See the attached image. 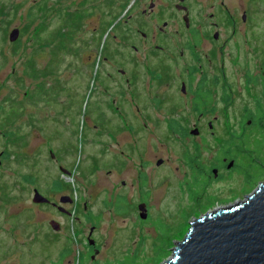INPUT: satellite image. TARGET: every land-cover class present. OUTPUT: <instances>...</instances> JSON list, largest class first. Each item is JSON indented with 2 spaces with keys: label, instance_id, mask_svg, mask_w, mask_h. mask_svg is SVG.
<instances>
[{
  "label": "rangeland",
  "instance_id": "obj_1",
  "mask_svg": "<svg viewBox=\"0 0 264 264\" xmlns=\"http://www.w3.org/2000/svg\"><path fill=\"white\" fill-rule=\"evenodd\" d=\"M16 1L20 0H0V118L3 111L12 115L9 127H0V150L6 147L11 151L4 159V167L0 168V264H62L64 261V264H88V254L81 251L79 247L84 243L81 236L89 233L92 223L97 224L95 234L100 236L98 239L101 244V264H163L172 255L175 243L183 240L187 235L191 221L201 215L200 212L198 214L195 212L200 209L204 210L213 202L219 204L220 201H210L205 197L194 198V203L181 212L182 224L179 227L176 226L180 219L175 205L181 201L177 178H181V174L178 172L171 174V181L162 183V171L158 172L159 168L155 165V161L161 156H173V159L178 160L176 156H181L183 151L189 148L191 138L181 139L167 128V125L153 127L154 120L159 115V109L153 107L150 110L152 127L150 130L151 147L148 155L145 154L146 150L133 151V154L128 151L126 152L128 159L124 160L123 171L121 167L114 166L116 154H120V150L128 145L127 141L134 139L141 146H146V128L141 129L140 126L135 125L136 128L132 132L123 127L127 130L125 133L118 134L119 137L117 135L114 137L111 129L105 132L97 144L88 148L97 151L93 157L98 159V162L97 169L84 176V169L92 171L90 165L95 162L91 161L90 157L86 161V139L91 127L88 125L84 127V115L87 110L88 115L91 112L90 109L94 103V95H91L93 82L96 76L102 74L101 70L110 57L109 49L114 38L109 28L95 44H92L93 47L99 46V50L98 58L97 55L95 56L97 60L94 68L92 69L93 63H87L85 68V75L91 78L90 88L84 96L79 91L71 98L70 103L73 104L69 111L71 125L68 132H64L61 125H54L46 139L42 122L46 123L50 120L51 115L47 116L52 107L49 104L42 107L36 106L40 125L38 124L36 128L32 127L30 124L32 119L29 118L30 113H33L32 106L26 99L25 93V91H31L33 84L30 69L34 64L36 70L34 82L39 90L46 83L59 78L65 80L64 75L80 73L81 67L74 65L78 58L75 57L73 60L74 54H72L73 63L69 64L70 55H66L64 50L71 47V52L74 50L82 61L87 57V55L85 57L82 55L83 52L79 50V45L75 44L82 40V36L79 39V32H83L79 30L80 0H36V2L35 0H23L18 5L19 7L12 8ZM50 5L56 10H54L56 17H58L57 8L61 5L69 6L72 12L77 13L75 15L69 13V25L71 26L69 35L66 30L68 25L65 23L50 29V20L52 21L53 18ZM253 16L247 25V30L250 33L254 32L251 34L252 39L248 32L246 39L244 40L243 37L241 40L239 48H236L237 39L234 38L223 53L219 56L215 53L219 58L224 57L222 68L226 74V80L222 78L214 87L215 103H212L216 110L199 117L193 113L183 114L189 118L186 122L190 131L195 126L197 119L195 117H202L201 131H204V136L210 139L205 145L210 147L219 146L220 141L217 136L227 137L229 129L225 126V122L237 121L244 112L245 116L246 113H254L252 118L257 124L254 129L249 130L245 146L246 149L252 151L243 155L241 152H236L237 155H241L239 158L241 166L252 168L253 178L246 185V195L240 193L238 199H245L261 181H264V0H258ZM93 25L94 23L90 24L91 27ZM241 26L244 28L242 22ZM14 28L21 29L17 40L21 39L16 43L10 40V34ZM84 31L91 34L90 31ZM227 33L231 35V32ZM202 47L207 50L208 45L204 43ZM174 50L179 52L180 47L174 46ZM50 51L53 56L49 61ZM55 51L64 52V56L62 54L64 62L60 65L56 64L60 57ZM7 59L9 60L5 63ZM2 63L5 64L1 65ZM180 64L184 65L183 62ZM113 66L118 67L117 64ZM171 68L172 65L169 63L158 62L151 66V76L156 80L162 79L169 82L172 75ZM15 69L16 72H13ZM214 72L222 76L220 68H215ZM224 85L230 86L227 87L231 93L230 104L221 101ZM140 88L143 93L144 85H140ZM152 94H156V90H152ZM199 95L201 99L212 101L211 95L204 91H201ZM164 96L172 101L176 98L171 90H167ZM19 105L21 109L23 105V110L15 115V109L17 110ZM107 111L113 110L107 109ZM200 111L202 110H198ZM77 112L81 113L80 117L73 116ZM141 113L132 107L122 114H125L130 122L133 120L135 124H138L143 119ZM110 115L111 113H102L104 119L100 118L104 122L107 121L112 128ZM131 117L135 118L131 119ZM1 120L5 121V118ZM209 120L217 121L215 128L208 126ZM249 120L246 119L247 128L251 127ZM123 121L126 122L124 118ZM187 124L185 126H188ZM215 129L218 133L211 134L210 131H215ZM12 130L16 132L15 135L10 136L5 132ZM117 138H120L122 145L115 144ZM134 141L133 145L137 148ZM60 142L64 146L67 145L68 150H66L65 160L56 161L48 157L45 151L49 146L53 147V144ZM31 144L37 145V148L32 149ZM112 147L115 151L114 155L112 152L106 156L102 155L104 149L109 151ZM128 147L132 149L130 145ZM52 149L58 153L56 147ZM143 159L149 162L154 160V164L151 162L150 165H143ZM33 162L36 166L32 171ZM59 163L66 164L73 176H63L62 172L60 174ZM144 169H149V181L145 184V188L142 187L140 176ZM110 170L112 171L109 172ZM21 172L23 175H29L27 181L20 176ZM81 175L82 177H79ZM240 178L242 177L235 174L228 182L221 183L220 186L215 184L210 187V190L226 189L230 184L237 185ZM35 180L36 183L32 184ZM58 180L71 186L74 203L70 210L73 214L77 211V215L83 218V211L79 212V209H83L86 204L88 211H92L97 219L96 222L78 221L76 217L73 218V215H63L58 209L44 204L36 206V203L42 202L33 200L34 186L45 196L56 197L57 201L64 205L60 199L62 196L69 195L70 190L68 191L65 187L55 192L61 187ZM122 181H126L125 184H122ZM196 181L199 183L205 181L204 175L198 171L193 173L188 186L194 185ZM252 185L253 188L250 191L249 188ZM143 189H148V191L142 192ZM189 191L196 196L201 194L199 188ZM141 192L142 201L148 205L146 219L141 218V210L137 205L141 200ZM238 202L234 201L229 205ZM114 203L118 208L116 205L114 207ZM35 209L37 212L34 214ZM12 212H16V215L20 214L16 220L12 217ZM195 214L196 216L191 218ZM52 219L58 220L64 228L55 230L51 226ZM15 233L17 235L14 236ZM164 255V258L154 263L155 257ZM106 260H111V262H105Z\"/></svg>",
  "mask_w": 264,
  "mask_h": 264
},
{
  "label": "flooded vegetation",
  "instance_id": "obj_2",
  "mask_svg": "<svg viewBox=\"0 0 264 264\" xmlns=\"http://www.w3.org/2000/svg\"><path fill=\"white\" fill-rule=\"evenodd\" d=\"M22 1L23 0L14 2L12 8L19 7L18 5ZM34 2H36V0ZM257 2L258 0H80L79 30L83 32H79V39L82 36V40L75 44L79 45V50L83 52L82 55H84V57L87 55V57L82 61L74 50L71 52V47L65 48V54L68 56L70 55L68 60L69 64L73 63L71 59L72 54H74L73 60L75 57L79 59L74 62V65L77 64L81 67L80 73L75 75H64L66 77L65 80L59 78L50 83H46L41 90L37 88V84L34 82L36 70L33 64L30 69L33 81L32 88L29 92L25 91L26 99L29 100V104L32 106L33 111L29 116V118L32 119L30 120V124L34 128L39 124L36 106L40 105L42 107L43 105L49 104L52 110L47 117L51 115V118L46 123L42 122V129L46 139L48 135H50L49 131L51 127L54 125H61L62 130L68 132L71 125V113H69V111L73 104L70 103V100L73 95L79 91L84 96L91 85V78L89 75H85V68L87 67V63H93L92 69L94 68L99 50V46L93 47L92 44H95L102 34L110 28V34L114 38L109 49L110 57L102 67V74H99L94 79L92 86L93 91L91 92V95H94V103L90 109V114H87V110L84 115V127L85 125L91 127L86 139V161L88 157L91 158V161H95L90 165V170L92 171H85L86 169H84V176L88 172L91 173L97 169L98 159L93 157L94 153L97 151H92L88 148L91 145L97 144L105 132L111 129L112 133H114V137L116 135L119 137L118 134L125 133L127 129L133 132V129L136 128L135 125L140 126L141 129L146 128V146H141L134 141V139L127 141L132 149H129L128 145L121 149L120 154H116L114 166L121 167L123 171V163L124 160L128 159L126 154L128 151L133 154V151L146 150L145 154L148 155L151 147L150 130L152 127L150 110H152L153 107H157L159 109V115L154 120L153 127L167 125V128L181 137V139L191 138L189 148L185 149L181 156H176L178 160L173 159V156H161L155 161V165L161 169H158V172L162 171V183L170 182L172 177L171 174H175L176 172L181 174V178H177L178 193L181 197V201L175 205L178 218L180 219V221L176 223V226L179 227L182 224L183 217L181 212L188 205L194 203V198L205 197L210 201L220 200L219 204L213 202L205 208L206 210L200 209L195 212L196 214L200 212L201 215L209 211L207 209L211 208L213 210L218 207L227 206L234 201L238 202L244 200V198L238 199L240 198L239 195L240 193H245L246 195V185L252 180L253 175L252 168H243L239 163V158L241 155L252 151L245 148L246 137L249 130L254 129L257 123L254 122L252 118L248 121L251 123V127L247 128L244 112L237 121L233 123H224L229 129L228 135L226 134L227 137L217 136V139L220 141L219 146L213 145L206 147V142L210 139L204 136V131H201L203 126L201 121L202 117H198L206 113H213L216 110V107L213 105V103H215V99L213 98L214 87L222 78L226 80L225 70L222 68L224 57L219 58L215 53L218 56L223 53V50L230 46L234 38L237 39L236 48H239L241 40L243 37L245 40L246 34L249 32V30H247V25L251 18L254 17L253 14ZM50 7V11L53 10L51 15L53 18L52 21L50 20V29L61 23H65L68 25L66 30L69 35V30L71 28L69 25V13H72V15L77 13L74 11L72 12L69 6L61 5L57 8L58 17H56V10L52 9L53 6L50 5ZM241 22L244 28L241 26ZM92 23H94V25L91 27L90 24ZM84 30L90 31L91 34H87ZM227 32H231V35ZM253 33L254 32L250 33V38ZM19 40L14 42L16 43ZM171 42H173V44H171ZM204 43L208 45L207 50L202 47ZM174 46L180 47V51H175ZM63 51H55L60 57V60L56 62V64L60 65L64 62L62 57V54L64 56ZM49 55L50 61L53 53L50 51ZM96 55L97 58L95 59ZM8 60L9 59L5 60V63H7ZM158 62H166L172 65L170 69L172 75L170 76L171 80L169 82L162 79L156 80V78L151 76V66ZM181 62L184 63L183 66L180 64ZM114 64H117L118 67H114ZM215 68L221 69L222 76L214 72ZM13 72H16V69ZM166 76H168V74H166ZM73 77H75V79H71ZM140 85H144L145 89L143 93ZM227 87L230 86H223L221 101L230 104L231 93ZM152 90H156V94H152ZM167 90H171L175 93L176 98L174 101L164 96ZM201 91L211 95L212 101L210 100V102H208L203 98L201 99L199 95ZM101 98L103 100H101ZM132 107L135 111L142 112L141 115H143V119L138 124H135L133 120L130 122L129 118L125 116V114H122ZM107 109H112L113 111L108 112ZM22 110L23 105L22 109L19 105L17 110L15 109V115L21 113ZM198 110L202 111L198 112ZM102 113H111L109 119L113 123L112 128L107 121L104 122L101 120V118H103ZM190 113L198 116L195 117L197 119L191 131L186 122L189 118L183 116V114ZM80 115V112L73 114L74 117H80ZM2 118H5V121H2ZM11 118V114L3 111L0 118V127L8 128L11 123L9 122ZM123 118L126 122L123 121ZM132 118L135 117H131V119ZM216 123L217 121L212 122L209 120L208 126L210 128H215ZM185 124L188 126H185ZM123 127L127 129L125 130ZM195 130L198 132L194 133L193 131ZM5 132L10 136L16 134L13 130ZM12 132H14V134H11ZM210 132L213 135L218 133L217 129ZM133 141L136 143L137 148L133 145ZM115 144L122 145L120 138L115 140ZM53 147L57 148L59 154L54 152L52 149ZM53 147L49 146L45 151L48 157L50 156L56 161L65 160L64 157L66 150H68V146H64L63 143L60 142L53 144ZM31 148L36 149L37 145L33 146V144H31ZM111 149L112 150L109 151L104 149L102 155L106 156L109 152H112L114 155V148L112 147ZM8 150L9 149L6 147L0 150V168L4 167V159L11 153V151L9 150V152ZM236 152H241V155H237ZM205 153L208 154L206 155ZM142 162L143 165H150L151 162L154 164V160L149 162V160L143 159ZM64 163L58 164L60 174L62 172L63 176L72 175L71 170ZM35 166L33 162L32 171L35 170ZM111 171L112 170L109 172ZM195 171L204 175L205 181L203 183L196 181L194 185L188 186ZM235 174L242 177L239 179L237 185L230 184L226 189L219 188L216 191L210 190V187L215 184L220 186L221 183L228 182ZM82 175L79 177H82ZM20 176L24 177L26 181L29 177L28 174L23 175L22 172ZM140 176L142 179V187L145 188V184L149 181V169L141 171ZM59 182L61 183V187L56 191L54 190L55 192L60 189H65V187L68 191L70 190V193L68 192L69 195L62 196L60 199L61 203L64 205L60 204L56 197L46 196L49 202L36 203V206L44 204L45 206L47 205L58 209L63 215H73V218L76 217L78 221L96 222L97 219L93 216L92 211H88V206L86 204L83 209H79V212H81V210L83 211V218L77 215V211L73 214L70 210L71 205L74 203V199L71 195V186L64 181ZM66 182L68 181L66 180ZM125 182L126 181H122V184H125ZM34 183H36V180L32 182V184ZM195 188L201 190L200 195L196 196L189 191ZM36 189L38 190V188L34 186V192ZM146 190L148 191V189H143L141 191L143 192ZM142 192L140 193L141 200L137 205L139 207L140 204H145L148 207L146 202L142 201ZM62 198L64 201H62ZM115 205L116 203H114V207ZM36 212L37 210L35 209L34 214ZM12 214L15 220L17 216L20 215L19 213L16 215V212H12ZM196 214L191 218H194ZM34 217H36V215H34ZM51 221H56L59 225V229H56L51 224L55 230L64 228L62 223L58 220L52 219ZM96 227L97 224L92 223L89 233L81 236L83 237L84 243L79 248L81 251L83 250L88 254V264L102 263L100 260L101 244L98 239L100 236L95 234ZM181 227L179 229H181ZM15 229H13L14 232ZM15 235L17 234L15 233L14 236ZM105 262H111V260H106ZM64 263L62 262V264Z\"/></svg>",
  "mask_w": 264,
  "mask_h": 264
},
{
  "label": "water",
  "instance_id": "obj_3",
  "mask_svg": "<svg viewBox=\"0 0 264 264\" xmlns=\"http://www.w3.org/2000/svg\"><path fill=\"white\" fill-rule=\"evenodd\" d=\"M19 35L20 29L14 28L10 40ZM33 200L49 202L37 189ZM139 209L146 219L147 206L140 204ZM51 224L59 229L56 221ZM163 264H264V181L244 200L209 210L191 221L187 235L175 243Z\"/></svg>",
  "mask_w": 264,
  "mask_h": 264
},
{
  "label": "trees",
  "instance_id": "obj_4",
  "mask_svg": "<svg viewBox=\"0 0 264 264\" xmlns=\"http://www.w3.org/2000/svg\"><path fill=\"white\" fill-rule=\"evenodd\" d=\"M254 113H246V119H252V115H253ZM246 139H247V137H246ZM258 182V181H257ZM254 185V184H253ZM253 185L249 188V189H251L252 190V188H253ZM250 190V191H251ZM165 257V255L164 256H158L157 258L155 257L154 259H155V262L154 263H157L159 260H161L162 258H164Z\"/></svg>",
  "mask_w": 264,
  "mask_h": 264
},
{
  "label": "bare ground",
  "instance_id": "obj_5",
  "mask_svg": "<svg viewBox=\"0 0 264 264\" xmlns=\"http://www.w3.org/2000/svg\"><path fill=\"white\" fill-rule=\"evenodd\" d=\"M218 209V208H217Z\"/></svg>",
  "mask_w": 264,
  "mask_h": 264
}]
</instances>
